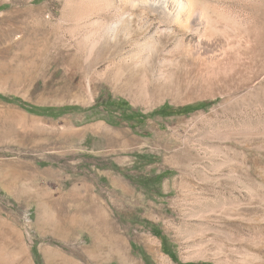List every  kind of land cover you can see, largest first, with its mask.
<instances>
[{
    "label": "rangeland",
    "instance_id": "1",
    "mask_svg": "<svg viewBox=\"0 0 264 264\" xmlns=\"http://www.w3.org/2000/svg\"><path fill=\"white\" fill-rule=\"evenodd\" d=\"M142 1L0 0V264H264V0Z\"/></svg>",
    "mask_w": 264,
    "mask_h": 264
},
{
    "label": "trees",
    "instance_id": "2",
    "mask_svg": "<svg viewBox=\"0 0 264 264\" xmlns=\"http://www.w3.org/2000/svg\"><path fill=\"white\" fill-rule=\"evenodd\" d=\"M0 99H2L5 102H8L10 104L17 105L20 108L26 110L28 113L38 115V116H45L46 114H50V113H53L55 111V109H53V108H43V107L32 106V105H30V104H28V103H26L20 99H16V98L9 99L6 97H0ZM108 104L110 106L116 107L119 110H122L124 114L130 109L129 103H127L126 101H123V100H119V101H115V102H111V103L109 102ZM207 106H208V104H202L199 106H189V107H185V108H181V109H175V108H172L168 105H165L162 108H160L159 110L154 111L150 116L144 115L141 113H132L129 115H125V118L127 120L136 121V122L142 124L149 117H154V116H161V117L183 116V115L190 114V113L198 110L199 108H204ZM69 110H76V109H74V108H63V109H59L58 111L66 112ZM155 232L156 231L154 230V233ZM155 234L159 238H161L163 241V251L165 253H167L176 263H180V261L177 259L176 255L172 252V250H171L170 246L168 245L166 239L160 233H155ZM33 254H34L35 263L36 264H42L41 256H40L39 250L36 246L33 249ZM198 264H205V263H198Z\"/></svg>",
    "mask_w": 264,
    "mask_h": 264
},
{
    "label": "bare ground",
    "instance_id": "3",
    "mask_svg": "<svg viewBox=\"0 0 264 264\" xmlns=\"http://www.w3.org/2000/svg\"><path fill=\"white\" fill-rule=\"evenodd\" d=\"M142 3L150 12L160 16L163 24L178 28L184 34H190L196 13L203 17L207 13L204 12L206 9L201 6L200 0H144Z\"/></svg>",
    "mask_w": 264,
    "mask_h": 264
}]
</instances>
